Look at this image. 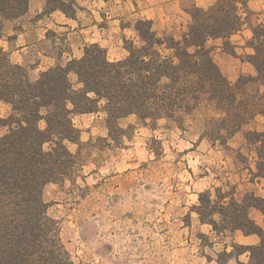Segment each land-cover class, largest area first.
I'll use <instances>...</instances> for the list:
<instances>
[{"label": "crops", "instance_id": "1", "mask_svg": "<svg viewBox=\"0 0 264 264\" xmlns=\"http://www.w3.org/2000/svg\"><path fill=\"white\" fill-rule=\"evenodd\" d=\"M227 1L237 29L209 36L206 47L230 83L256 78L249 84L260 98L252 106L247 103L252 110L242 126L222 140L208 135L202 114L186 118L184 128L175 118H160L153 127L141 126L135 114L117 120L120 126L136 125L138 140L166 139L169 153L179 152L184 160L182 173L162 186L164 197L155 201L154 219L164 222L168 240L163 253L155 252L153 264L257 263L254 249L264 246V80L257 78L264 79V71L255 61L264 49V0H29L22 15L3 24L0 46L8 62L36 80L49 69L82 59L91 46L102 48L109 61L123 63L132 48L146 44L139 29L143 21L158 37L182 40L198 10ZM69 80L73 93L84 89L74 71ZM98 104L96 111L72 117L80 141L111 138L106 101ZM39 125L45 129L47 123L42 119ZM168 150L148 154L155 161L168 159L165 164L172 168L177 158Z\"/></svg>", "mask_w": 264, "mask_h": 264}, {"label": "trees", "instance_id": "2", "mask_svg": "<svg viewBox=\"0 0 264 264\" xmlns=\"http://www.w3.org/2000/svg\"><path fill=\"white\" fill-rule=\"evenodd\" d=\"M28 2L0 0V38L4 21L22 15ZM225 8L198 10L182 40L158 37L143 21L139 29L146 44L132 48L123 63L109 61L102 48L91 46L82 59L49 69L36 80H30L21 66L10 64L0 46V100L12 105L9 117L0 118V124L8 126L0 135V264H75L62 242L60 222L49 214L50 204L44 199L45 186L66 180L70 169L73 154L63 140H79L73 115L96 111L98 102L105 100L110 121L131 114L144 124L148 119L178 121L200 110L204 100L219 99L216 108L223 104L226 115L218 118L216 132L225 139L242 126L250 111L247 103H236L238 84L256 78L230 83L206 47L209 36L237 29L227 20L207 22L221 21ZM261 51L255 61L259 72L264 71ZM71 71L84 85L80 92H72ZM42 119L45 129L39 125ZM46 144L57 147L48 153ZM254 250L256 264H264V246Z\"/></svg>", "mask_w": 264, "mask_h": 264}, {"label": "rangeland", "instance_id": "3", "mask_svg": "<svg viewBox=\"0 0 264 264\" xmlns=\"http://www.w3.org/2000/svg\"><path fill=\"white\" fill-rule=\"evenodd\" d=\"M225 4L221 21L207 22L234 23L231 2ZM262 32L264 34V29ZM261 52L264 54V49ZM247 80L238 84L236 103L252 106L260 96L253 84H249L253 82ZM245 84H249V90L245 89ZM224 99L230 105V99ZM218 101L204 100L200 110L183 114L177 124L184 128L186 118L202 114L208 135L224 140V134L220 136L216 132V126H220L217 117L223 112V104L216 108ZM11 113L12 105L0 102V118L6 119ZM213 116L216 118H211ZM245 116L248 118L249 113ZM125 124L120 126L115 119L108 120L110 139L63 140L73 154L66 180L49 183L44 188V199L50 204L49 214L60 222L62 242L75 264H153L155 252H164L163 245L168 239L163 234L164 222L154 219L159 210V203L155 201L158 196L164 197L162 186L178 178L175 173H182L184 160L179 152L169 153V144L163 142L166 139L145 136L146 140H138L137 126ZM140 125L153 127L154 121L148 119L146 124L140 122ZM7 132L8 126L0 124V135ZM53 145L46 144L48 153L57 147ZM164 148L168 156L177 158L180 163L176 161L171 168L165 164L168 159L155 161L150 158V151L160 154ZM126 168L128 170H124Z\"/></svg>", "mask_w": 264, "mask_h": 264}]
</instances>
